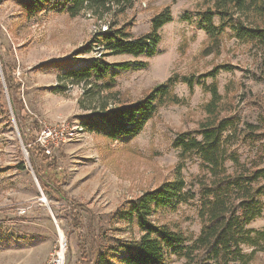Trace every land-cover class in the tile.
<instances>
[{"label": "rangeland", "instance_id": "rangeland-1", "mask_svg": "<svg viewBox=\"0 0 264 264\" xmlns=\"http://www.w3.org/2000/svg\"><path fill=\"white\" fill-rule=\"evenodd\" d=\"M18 2L0 0V60L13 77L12 96L18 112L13 114L0 64L4 90L0 101V264H53L57 254L62 264H85L79 242L88 245L94 238L101 244H115L129 238L126 225L112 220L119 206L173 179L178 164H183L181 174L188 182L202 174L199 159L195 155L181 157L173 142L182 133L196 135L207 118L205 105L211 95L206 88L212 82L220 95L219 116L234 120L226 132L230 150L246 166L253 160L264 166V159L256 157V148L264 145V48L239 42L226 30L221 45L208 53L207 35L196 26L194 17L203 0H136L122 14L101 20L87 10L76 16L41 12L26 18ZM166 6L172 19L159 30L154 56L104 57L109 63L131 64L115 71L111 91L116 100L131 102L174 74L192 76V89L181 79L175 83L173 92L180 102L159 107L133 137L111 141L79 128L80 116L87 112L79 105L83 89L64 82L62 74L99 56L96 48L87 49L94 34L105 29L110 20L140 35L150 29L152 16ZM141 61L147 65L137 67ZM216 66L228 69H220L215 78L207 76ZM58 85L65 87L56 90ZM71 128L74 133L65 140L46 137L47 129L69 133ZM23 134L26 140L36 137L64 172L61 187L66 200L41 186ZM34 163L41 165L36 158ZM227 165L233 169L231 162ZM69 200H73L72 206ZM73 207L78 212L77 227L71 220ZM198 207L197 197L174 203L157 209L151 220L194 240L201 226ZM248 227L264 228V208ZM133 235L138 236L137 228ZM243 251L247 264H264V241L256 247L245 246ZM164 264H185V260L171 255Z\"/></svg>", "mask_w": 264, "mask_h": 264}, {"label": "trees", "instance_id": "trees-1", "mask_svg": "<svg viewBox=\"0 0 264 264\" xmlns=\"http://www.w3.org/2000/svg\"><path fill=\"white\" fill-rule=\"evenodd\" d=\"M135 1L19 0L18 4L26 18L41 12H67L70 16H76L87 10L101 20L105 16L122 14ZM186 17L187 14L184 15ZM194 17L196 26L207 35L208 53L221 45L226 30L239 42L264 48V0H203V7L195 10ZM171 19L170 7L166 6L152 16L150 29L140 35H133L127 26H118L115 20H110L105 29L99 28L94 34L87 51L96 48L99 56L88 65L66 70L61 76L64 82L81 85L83 89L79 105L87 112L80 116L82 130L111 141L133 137L142 131L159 107L180 102L173 92L175 83L181 79L192 89V76L180 78L174 74L131 102L116 100L115 92L111 91L115 71L128 69L131 64L130 61L109 63L104 57L119 54L143 55L147 58L154 56L160 42L159 30ZM0 64L11 95L13 114L17 115L16 101L12 96L13 77L6 64L1 60ZM146 65L141 61L137 67ZM222 68L228 69L227 66H216L207 76L215 78ZM63 87L58 85L55 89L62 90ZM206 89L211 95L205 105L207 118L200 123L196 135L182 133L173 142L180 149L181 157L195 155L199 159L202 174L188 182L181 174L183 164H178L173 179L145 190L119 206L112 214V220L126 225L130 231L129 238L115 244H101L94 238L88 245L79 242L78 247L81 246L82 253H85V264H164L171 255L183 258L185 264H247V254L243 248L256 247L264 241V228L255 230L248 227L264 208V166H259L255 160L249 166L239 162L236 152L230 150L227 142L229 136L226 135L233 127L234 120L220 117L217 112L220 95L216 83L212 82ZM3 96L0 79V101ZM6 115L9 113L6 112ZM198 135L200 139L196 138ZM21 136L41 186L50 189L57 198L66 200L61 187L65 174L54 157L36 141V137L26 140L25 134ZM261 136L264 137V134ZM256 151V157L263 161L264 145L260 150L257 147ZM34 158L40 161V167L35 165ZM229 162L233 166L231 170L227 165ZM196 197L201 226L194 240L166 224L152 222L151 217L157 209L185 203ZM69 201L72 206L73 200ZM77 217L78 212L73 207L71 220L74 227L78 225ZM134 228H137V237L133 235Z\"/></svg>", "mask_w": 264, "mask_h": 264}, {"label": "built area", "instance_id": "built-area-1", "mask_svg": "<svg viewBox=\"0 0 264 264\" xmlns=\"http://www.w3.org/2000/svg\"><path fill=\"white\" fill-rule=\"evenodd\" d=\"M79 128H81V127H79ZM73 133L74 132H73L72 128H71V130H70L69 133L68 132L67 133H64V132H56L54 130L47 129V131H46V137H49L50 139H54L56 141L57 140H65V138L67 136H72ZM52 262H53V264H62V257L60 256V254H57V258H55Z\"/></svg>", "mask_w": 264, "mask_h": 264}, {"label": "bare ground", "instance_id": "bare-ground-1", "mask_svg": "<svg viewBox=\"0 0 264 264\" xmlns=\"http://www.w3.org/2000/svg\"><path fill=\"white\" fill-rule=\"evenodd\" d=\"M61 246L63 247V242H62V238H61Z\"/></svg>", "mask_w": 264, "mask_h": 264}]
</instances>
